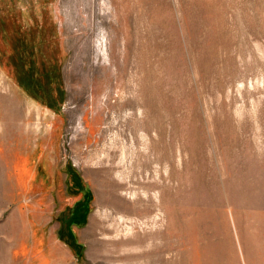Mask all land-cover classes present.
I'll use <instances>...</instances> for the list:
<instances>
[{"label": "rangeland", "instance_id": "obj_1", "mask_svg": "<svg viewBox=\"0 0 264 264\" xmlns=\"http://www.w3.org/2000/svg\"><path fill=\"white\" fill-rule=\"evenodd\" d=\"M0 264H264V0H0Z\"/></svg>", "mask_w": 264, "mask_h": 264}, {"label": "bare ground", "instance_id": "obj_2", "mask_svg": "<svg viewBox=\"0 0 264 264\" xmlns=\"http://www.w3.org/2000/svg\"><path fill=\"white\" fill-rule=\"evenodd\" d=\"M7 90V89H6ZM80 94V93H79ZM82 94V93H81ZM80 94V95H81ZM83 97V96H82ZM11 99V98H10ZM81 99V98H80ZM14 104V103H13ZM8 106V105H7ZM13 106V105H12ZM14 107V106H13ZM13 110V109H12ZM15 110H17V109H15ZM35 110H37V109H35ZM18 112V111H17ZM39 123V122H38ZM33 135V134H32ZM133 136V135H132ZM132 141H133V139H132ZM124 142V141H123ZM123 144V143H122ZM124 145V144H123ZM124 147V146H123ZM109 152V151H108ZM107 152V153H108ZM137 152H138V150H137ZM106 153V154H107ZM111 154H112V152H111ZM121 155V154H120ZM118 159V158H117ZM117 162V161H116ZM115 162V163H116ZM120 162V161H119ZM127 163H128V161H127ZM118 164V163H117ZM129 168V167H128ZM135 168V167H134ZM108 171H110V172H101L102 173V176L104 177V180H103V182L101 183L102 184V186L106 189V190H108V191H106V194H105V197H104V199H103V197H102V199H103V203H105L106 205H110V206H112L114 209H116V210H124V209H126L127 207H126V204H125V202L123 201V200H125V199H127V197H123L124 195H123V191H125V187L127 186V184H128V182H127V180L124 178V177H122V175L120 174V173H114V172H111V170H110V168L109 169H107ZM123 171V170H122ZM124 172V171H123ZM125 173V172H124ZM130 174V173H129ZM126 175V174H125ZM136 175H138V174H136ZM112 178H115V181H112L111 182V179ZM127 178V177H126ZM149 182V181H148ZM147 181L146 182H144V184L142 185V188L144 187L145 188V190H147V188H148V186L150 185V183H148ZM129 183H131V182H129ZM139 184V183H138ZM158 189V192H159V194H160V196L159 197H162L163 196V192H164V187H157ZM131 189V188H130ZM149 190V189H148ZM147 190V191H148ZM128 191V190H127ZM132 191V190H131ZM143 193V192H142ZM126 194V193H125ZM145 194V193H144ZM149 194V193H148ZM143 195V194H142ZM145 196L146 195H143V196H140V195H138L136 192H133V193H131L130 194V196H129V199H132L131 200V202L133 201V203H134V206H135V204H138V203H140V202H142L143 200H144V202L146 201L144 198H145ZM128 201V200H127ZM129 202H130V200H129ZM138 210H139V208H137L136 210H135V212H138ZM105 212V211H104ZM119 212V211H118ZM105 215V214H104ZM236 216V215H235ZM120 219V218H119ZM245 227H246V225H245ZM245 232H246V229H245ZM242 239V238H241ZM254 239H257V240H260L261 238L258 236V235H254Z\"/></svg>", "mask_w": 264, "mask_h": 264}]
</instances>
